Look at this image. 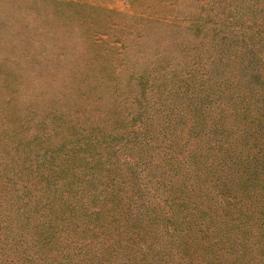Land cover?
<instances>
[{
	"label": "trees",
	"instance_id": "1",
	"mask_svg": "<svg viewBox=\"0 0 264 264\" xmlns=\"http://www.w3.org/2000/svg\"><path fill=\"white\" fill-rule=\"evenodd\" d=\"M130 2L0 108V264H264V0Z\"/></svg>",
	"mask_w": 264,
	"mask_h": 264
},
{
	"label": "rangeland",
	"instance_id": "2",
	"mask_svg": "<svg viewBox=\"0 0 264 264\" xmlns=\"http://www.w3.org/2000/svg\"><path fill=\"white\" fill-rule=\"evenodd\" d=\"M75 1L79 4L69 0H0V108L6 118L24 114L35 94L43 92L47 98L53 88L45 77L57 55L78 60L94 55L82 32L104 36L106 41L119 39L132 28L128 26L132 19H121L116 11L131 13L141 8L130 0ZM99 6L116 11L103 12Z\"/></svg>",
	"mask_w": 264,
	"mask_h": 264
}]
</instances>
